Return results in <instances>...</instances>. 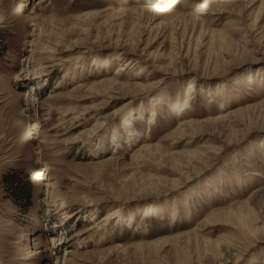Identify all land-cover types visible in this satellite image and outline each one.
I'll return each instance as SVG.
<instances>
[{
  "label": "rangeland",
  "instance_id": "obj_1",
  "mask_svg": "<svg viewBox=\"0 0 264 264\" xmlns=\"http://www.w3.org/2000/svg\"><path fill=\"white\" fill-rule=\"evenodd\" d=\"M42 1L0 0V264H264V0Z\"/></svg>",
  "mask_w": 264,
  "mask_h": 264
},
{
  "label": "bare ground",
  "instance_id": "obj_2",
  "mask_svg": "<svg viewBox=\"0 0 264 264\" xmlns=\"http://www.w3.org/2000/svg\"><path fill=\"white\" fill-rule=\"evenodd\" d=\"M45 0H43L42 2H44ZM138 1V0H137ZM155 1V0H154ZM168 1V0H167ZM247 0H212V1H209L207 2L209 6H211L212 8H217V7H221L222 4L224 3H237V2H243L245 3ZM164 3H166V0H163V1H160V0H157V2H152V3H148V4H144L142 7H138V8H132V10H134L136 13H139V14H145L147 13L148 15H153L154 19L152 18V20L155 22V20L159 19V18H165L167 16H170L171 14H173V9H169V10H165L163 7ZM242 3V4H243ZM225 5V4H224ZM230 5V4H229ZM228 5V6H229ZM233 5V4H232ZM240 5V4H239ZM21 6V5H20ZM19 6V7H20ZM141 6V5H139ZM223 6V5H222ZM226 6V5H225ZM231 6V5H230ZM210 7V8H211ZM206 8V3H199V6L197 7V10H202ZM242 12L244 10H241ZM133 12V11H132ZM240 12V13H242ZM239 13V12H238ZM237 14V13H236ZM236 14H233V15H236ZM138 15V14H137ZM238 16V15H237ZM149 17V16H148ZM146 18V17H145ZM151 20V19H150ZM160 20V19H159ZM134 63V62H133ZM121 72L122 71H125V68H122L120 70ZM117 74H119V71L117 72ZM133 116H130L128 114V117H127V120L128 119H131ZM40 127V126H39ZM28 132H30V130H27ZM30 134V133H29ZM28 137V136H27ZM30 138V137H29ZM33 140V139H32ZM149 149V148H148ZM47 170V169H46ZM50 170V169H49ZM39 174V178L38 180L40 181H47V178L46 177H43L44 176V173L42 174L41 171L38 172ZM41 174V175H40ZM88 204V203H87ZM84 207H87L85 204H84ZM91 207V206H90ZM121 210H116L115 213L117 214L118 212H120ZM105 220V219H104Z\"/></svg>",
  "mask_w": 264,
  "mask_h": 264
},
{
  "label": "trees",
  "instance_id": "obj_3",
  "mask_svg": "<svg viewBox=\"0 0 264 264\" xmlns=\"http://www.w3.org/2000/svg\"><path fill=\"white\" fill-rule=\"evenodd\" d=\"M21 186H23V185H21ZM18 187V188H16V187H14L13 189H12V193L15 195V197H14V199L13 200H19V202H29V199H30V193L28 192V190L27 189H29V185L25 188V187H23V188H25V189H23L22 187Z\"/></svg>",
  "mask_w": 264,
  "mask_h": 264
}]
</instances>
